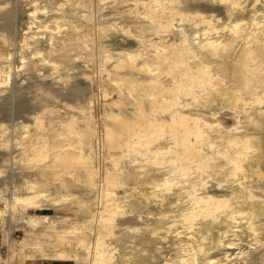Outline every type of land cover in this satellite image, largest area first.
<instances>
[{
  "label": "bare ground",
  "instance_id": "obj_1",
  "mask_svg": "<svg viewBox=\"0 0 264 264\" xmlns=\"http://www.w3.org/2000/svg\"><path fill=\"white\" fill-rule=\"evenodd\" d=\"M64 1L0 27V226L32 264H264V0Z\"/></svg>",
  "mask_w": 264,
  "mask_h": 264
},
{
  "label": "rangeland",
  "instance_id": "obj_2",
  "mask_svg": "<svg viewBox=\"0 0 264 264\" xmlns=\"http://www.w3.org/2000/svg\"><path fill=\"white\" fill-rule=\"evenodd\" d=\"M63 3V7L64 10L68 9V3H66V1L64 0H18V2H13V0H6V1H0V27L3 26H7L9 24H13L15 27L14 28H10L9 31L13 32V39L17 40L20 38L21 36V31L22 29H25L27 27V23L29 22L28 16H27V11L28 10H32L33 8L37 7V8H43V7H47V14H40L41 12H38L37 16L39 17V20H41V25H51V20L53 19V17L58 16L59 13L57 11H55L54 9L56 7H59V4ZM248 3L253 4V0H248ZM94 6V4H93ZM259 6V5H258ZM13 22V23H12ZM229 21L226 22H218V26H221L222 23H228ZM40 30V32L43 31V27L38 28L36 27L35 24H32V31L35 30ZM13 62L15 64L19 63V56L15 55ZM43 72L45 73H50L51 70H49L48 68H45L43 70ZM25 77H27L25 75ZM35 77V76H33ZM17 83V88L18 86L22 87V92L26 93L28 95H31L33 91H35L36 87L34 85L35 80L32 78H24L22 75L21 76H17L16 78H14L13 80V85ZM43 84H45L48 88L52 89L53 92L59 96L62 97L64 99V101H73L71 94L72 93H86V88L81 87L80 90H76L75 83L74 82H70V84L67 86V88H65L64 86H62V84H58V88L56 89L55 87H53V85L49 84V82H41ZM60 87V88H59ZM45 102L47 104H49L50 106H57L56 102L53 101L51 99V97L45 95L41 96ZM214 108H216L218 111H220L221 105L218 101H214L213 105ZM72 114L76 113L75 110L70 109ZM0 123H3L6 126H10L11 122L9 120H1ZM26 123L29 124V121H27ZM19 130V129H18ZM17 131V129H16ZM18 134L15 133V135L13 134V137H17ZM9 137H11V135L9 134ZM16 154H18V152H20V150H16L15 151ZM20 155V154H18ZM0 170H5L3 171L4 173H0V177H5L7 175H9V170L5 169V168H0ZM261 171L264 172V167H261ZM253 178H256V176H253ZM9 179V178H8ZM7 179V180H8ZM17 180H21V176H17L16 177ZM12 185V184H11ZM76 188V189H73ZM72 191L74 193L79 192V188L80 187H73ZM76 193V194H77ZM43 203H46L45 201H43ZM3 206L0 204V208H2ZM64 207H55V208H50L49 206L42 208H37L35 210H33V212H36V214H45V215H50V217H53L55 220L56 217H60V219H62L61 222H57L58 226H62V229H65L71 225H75L76 223H80V220H82L81 218L84 217L85 214L83 213H77L72 214V212H74V210L70 209L68 210L65 209ZM72 210V211H71ZM30 211H32V209H30ZM68 211V212H67ZM66 213V214H65ZM72 220V221H71ZM68 223H67V222ZM79 221V222H76ZM69 222H73V223H69ZM65 227V228H64ZM39 231H35L34 232H30L28 230H25L23 227L20 226V224L18 222H16L14 219H7V223L5 226H0V264H32L30 263V254H35L38 249L34 248V243H36V241H38V243H41V245H45V240L47 237H44L40 234H37ZM29 234V235H28ZM15 240L13 242V244H15L18 241H21V243H18V247L17 249H15L14 251H16L14 254L12 253V246L10 245L12 243V241ZM44 242V243H43ZM49 245V244H47ZM43 249V251L45 252H52L53 248L50 247H41ZM40 260L39 264H49V262L43 258L38 257ZM53 260V259H51ZM53 263V262H52Z\"/></svg>",
  "mask_w": 264,
  "mask_h": 264
}]
</instances>
